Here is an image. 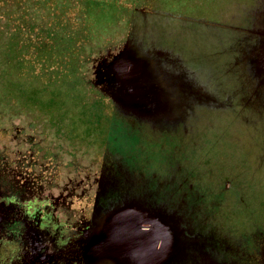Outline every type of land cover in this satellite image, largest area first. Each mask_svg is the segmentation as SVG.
Segmentation results:
<instances>
[{"label": "rangeland", "instance_id": "rangeland-1", "mask_svg": "<svg viewBox=\"0 0 264 264\" xmlns=\"http://www.w3.org/2000/svg\"><path fill=\"white\" fill-rule=\"evenodd\" d=\"M166 2L177 8L157 12L141 1L139 16L120 21L103 12L86 52L87 41L64 37L56 25L58 38L47 44L54 51H45L41 63L8 57L4 50L18 41L0 39V146L11 140L9 131L26 129L58 144L60 170L69 176L95 174L102 163L111 173L125 158L121 171L143 176L158 191L159 206L171 204L185 216L197 197L192 227L203 236L233 238L207 242L243 255L264 242V72L256 78L244 60L253 51L252 32L264 30V0ZM133 31L136 56L166 58L149 74L178 82L183 92L153 122L120 107L109 117L112 105L94 85L97 65L122 50ZM82 54L86 60L77 66Z\"/></svg>", "mask_w": 264, "mask_h": 264}, {"label": "flooded vegetation", "instance_id": "flooded-vegetation-1", "mask_svg": "<svg viewBox=\"0 0 264 264\" xmlns=\"http://www.w3.org/2000/svg\"><path fill=\"white\" fill-rule=\"evenodd\" d=\"M130 34L123 49L129 45L135 54L133 34ZM251 38L253 54L260 52L259 64L264 72L261 63L264 30L252 32ZM122 50L109 53L101 60L94 85L112 105L109 117L113 116L115 107H120L133 111L142 120L153 122L166 109L162 107L164 89L160 92L158 87L161 78L146 71L144 82L150 85L146 97L137 90L136 95L129 98L124 96L123 90L117 92L115 71L109 64ZM137 57L151 64L149 70L154 69L152 62ZM140 104L155 105L156 113L149 108L145 110L147 113L143 112L136 106ZM9 132L11 140L5 148L0 146V151L5 152V155L0 152V264H133L129 247L116 243L108 245L106 241L142 239V233L148 232L151 225L142 223L141 215L138 216L140 224L132 226L129 235L106 236L105 239L98 235L108 231L111 221L131 207L150 206V211L159 212L158 191L145 186L143 176L121 171L125 158L123 163L112 168L115 171L111 173L104 172L102 163L95 174L89 172L85 177L82 172L65 175L58 162V144L47 145L43 140H36L26 129H19L18 135ZM14 143L18 149L25 148L15 152ZM107 148L109 142L104 150ZM197 200L194 197L190 201L185 216L177 214L171 204L164 205L168 221L172 223L171 219L175 217L182 234L179 237L182 253L171 264H239V259L245 261L241 264H264V242H257L251 251L239 255L234 251L216 250V241L207 242V239L233 238L207 237L196 232L191 219L196 218L192 207L198 206Z\"/></svg>", "mask_w": 264, "mask_h": 264}, {"label": "trees", "instance_id": "trees-1", "mask_svg": "<svg viewBox=\"0 0 264 264\" xmlns=\"http://www.w3.org/2000/svg\"><path fill=\"white\" fill-rule=\"evenodd\" d=\"M141 1H150L153 6L156 5L155 9L153 6L152 8L157 12H160V8L164 5L166 8H177L174 2L170 6L166 0H0V39H8L15 35L18 41L17 46L4 50L5 54L8 57H13L15 54V59H19L20 61H25L28 58L30 59L29 65H32L34 61L39 63L44 61V56H46L45 51H54L51 45L49 44L48 47L47 44L51 39L58 38L56 27L64 33V37H69L72 34L79 42L81 40L87 41V46L84 47V51L86 52L94 41L95 32L97 35L99 33L95 31L96 28L99 30L102 28L99 16L103 12L105 14L116 15L115 17L120 15V18L117 20L120 21L125 18L124 16H129V14L138 15L141 9ZM166 8L165 10H167ZM138 10L139 12H136ZM130 33L132 35L134 31ZM132 36L134 39L133 47L138 50L137 43L135 42L137 38L134 34ZM84 54L80 55L78 61H75L77 66L81 65V59L86 60ZM260 56L259 52L254 57L253 51L250 48V55L246 54L244 57L245 61H249L248 64L253 65L256 78L261 71L259 64ZM49 57L48 59H51ZM156 58H146V60L149 62L153 61V65H157L156 67L158 68L159 60L166 58H162L159 54V59ZM36 68H39V65H36ZM163 77V83L161 82V84H164L165 88L162 107L168 108L170 105L174 106L175 104L173 96L174 98L182 96L183 92L178 88V82L173 84L170 81L168 83L167 77ZM58 82L61 81L59 80ZM36 85L40 86L43 90L47 86L46 83L41 81L36 83Z\"/></svg>", "mask_w": 264, "mask_h": 264}, {"label": "water", "instance_id": "water-1", "mask_svg": "<svg viewBox=\"0 0 264 264\" xmlns=\"http://www.w3.org/2000/svg\"><path fill=\"white\" fill-rule=\"evenodd\" d=\"M137 58L131 46L127 45L114 56L109 64V68H113L115 71L116 91L123 90L126 98L135 96V90L142 92L143 96L146 97V90L150 88V85L144 82V78L147 76L146 71H149L148 68L151 64ZM261 63L264 67V56L261 58ZM160 84H158V87L159 91L162 92L165 85ZM126 87H129V89L125 90ZM136 106L143 112L147 113L148 111L145 110L149 108L154 114L156 113L157 107L155 105L153 107L144 104ZM149 207L145 208L144 206L138 209L134 206L131 209L122 211L111 221L109 232L104 230L98 236L105 239L106 236L129 235V229L132 226L136 227V224H140L138 216L141 215V222L151 225L148 232L144 231L142 233V239H108L106 243L108 245L116 243L118 246L126 245L129 247L128 251L133 264H171L174 258L182 253L181 239H179L182 234L178 231L177 219L173 217L171 219V221L173 220L172 223L168 221V212L164 205L158 206L159 212L150 211ZM107 232L108 234H106Z\"/></svg>", "mask_w": 264, "mask_h": 264}]
</instances>
